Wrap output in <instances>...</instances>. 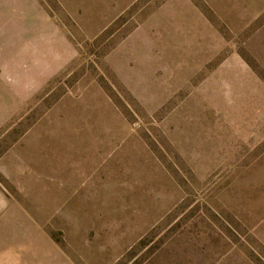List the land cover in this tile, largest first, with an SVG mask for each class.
Returning a JSON list of instances; mask_svg holds the SVG:
<instances>
[{
  "label": "rangeland",
  "instance_id": "rangeland-1",
  "mask_svg": "<svg viewBox=\"0 0 264 264\" xmlns=\"http://www.w3.org/2000/svg\"><path fill=\"white\" fill-rule=\"evenodd\" d=\"M0 264H264V0H0Z\"/></svg>",
  "mask_w": 264,
  "mask_h": 264
},
{
  "label": "crops",
  "instance_id": "crops-1",
  "mask_svg": "<svg viewBox=\"0 0 264 264\" xmlns=\"http://www.w3.org/2000/svg\"><path fill=\"white\" fill-rule=\"evenodd\" d=\"M9 36H10V35H8V37H9ZM11 39L14 40V36H12ZM11 58L14 59V61H11V63H17V62L15 61V59H16V54H12Z\"/></svg>",
  "mask_w": 264,
  "mask_h": 264
}]
</instances>
